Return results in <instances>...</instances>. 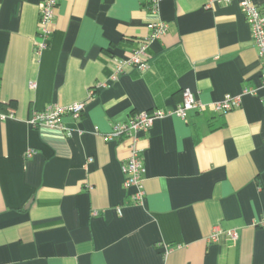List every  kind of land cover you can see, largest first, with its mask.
Instances as JSON below:
<instances>
[{
    "label": "crops",
    "instance_id": "crops-1",
    "mask_svg": "<svg viewBox=\"0 0 264 264\" xmlns=\"http://www.w3.org/2000/svg\"><path fill=\"white\" fill-rule=\"evenodd\" d=\"M208 1L159 0L153 12L148 0H60L38 53L44 0H0V110H15L0 121V264H264L261 61L242 0ZM158 23L168 31L151 39ZM144 47L140 71L129 62ZM187 90L201 110L108 140ZM228 95L240 106L218 111ZM80 103V118L63 117L69 137L30 124ZM132 144L146 169L141 205L124 187Z\"/></svg>",
    "mask_w": 264,
    "mask_h": 264
},
{
    "label": "built area",
    "instance_id": "built-area-1",
    "mask_svg": "<svg viewBox=\"0 0 264 264\" xmlns=\"http://www.w3.org/2000/svg\"><path fill=\"white\" fill-rule=\"evenodd\" d=\"M60 0H44L41 14H40V28L39 36L36 42V51L41 53L45 51L49 45L52 36V25L55 19V10ZM149 6L153 12H158L159 0H148ZM235 0H209L207 6L217 5H229ZM242 11L251 29L253 41L257 47L259 59L261 61L262 73H263V87H264V12L252 1L242 0ZM151 39H159L164 36L168 31V25L164 23H158L152 28ZM146 47V45H145ZM145 47L140 52L134 54L130 60V65L140 71H146L149 69L148 63L144 60ZM121 67V66H120ZM257 92L255 89H245V94L254 95ZM92 94V93H91ZM241 104V97L226 96L221 102L216 104L218 111L230 112ZM203 104L195 99L193 94L187 90L183 94V102L175 109L169 111L156 110L153 112H145L136 114L128 124L116 125L113 128L112 133L108 136V140L123 139L128 137L133 139L140 133H148L155 120L163 118L168 115H176L178 118L184 120L187 118L189 112L193 110H201ZM85 110V104H75L67 107L60 105H51L43 111L35 112L30 119V124L37 129L56 130L63 132V134L70 136L67 132V128L63 123V117L65 115H72L74 119L81 117ZM15 115L14 109H9L7 112L0 110V121L12 118ZM131 154L124 166V187L127 189H133L132 196L133 203L141 205L145 199L144 190V175L145 164L144 157L141 151L135 144L130 146ZM34 151L30 150L27 153V157H32ZM96 215V213H95ZM264 226V222H262ZM221 232H215L210 241L217 242ZM227 235L232 239H238V234L235 231L227 232Z\"/></svg>",
    "mask_w": 264,
    "mask_h": 264
}]
</instances>
